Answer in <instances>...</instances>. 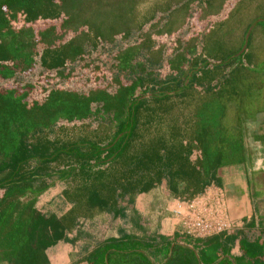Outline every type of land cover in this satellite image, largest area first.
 I'll use <instances>...</instances> for the list:
<instances>
[{"label":"trees","instance_id":"16d2710c","mask_svg":"<svg viewBox=\"0 0 264 264\" xmlns=\"http://www.w3.org/2000/svg\"><path fill=\"white\" fill-rule=\"evenodd\" d=\"M175 1L150 2L141 12L139 7L149 0H0V216L14 212L9 200L29 190L32 161L38 172L60 163V180L66 184L62 196L75 213L70 224L76 215L109 208L126 181L125 171L138 168L136 112L146 95L162 100L192 89L208 94L192 111L186 143L149 161L161 173L168 170L169 181L187 184V191L176 196L203 189L204 167L233 163L243 154L242 119L255 121L261 113L264 117V71L257 75L252 68L264 59V48L253 40L256 32L245 34L251 25L262 27L264 22L250 18L238 47L215 55L222 37L219 33L215 41L205 39L214 21L208 16L189 49L177 54L169 68L163 66L161 49L154 50L151 36L171 33L182 22L185 12L179 10L155 18ZM205 44L208 56L198 58ZM217 69L221 74L210 80L208 71ZM101 81L107 87L94 86ZM68 126L75 133L68 134ZM196 153L199 157L191 160ZM50 219L48 226L33 222L17 229L25 249L34 244L40 250V240L56 236L58 222ZM68 221L65 214L60 216V242ZM223 239L174 232L137 240L123 234L97 243L84 261L153 264L144 251L132 247L137 242L165 249L161 264L253 260L255 242L241 240L245 258L229 260ZM6 258L8 264L18 263L12 254Z\"/></svg>","mask_w":264,"mask_h":264},{"label":"crops","instance_id":"0c3cea01","mask_svg":"<svg viewBox=\"0 0 264 264\" xmlns=\"http://www.w3.org/2000/svg\"><path fill=\"white\" fill-rule=\"evenodd\" d=\"M208 1L211 11H216L218 5L214 6L211 0ZM153 45L155 48L158 44ZM187 49L189 48L172 50V53H168L166 57L162 56L164 51H161L163 66L170 68V62L175 60V56ZM200 54L201 52L198 58ZM199 81H203L202 76L199 77ZM207 95L192 89L178 96L169 95L162 100L147 95L143 99L142 105L136 112L138 168L125 171L126 181L122 184V189L118 190V197L104 211L105 215L114 221V233H110L101 241L118 238L123 234L131 235L137 240H145L153 235L171 236L174 232L203 240L212 236H222L224 256L232 260L231 256L245 258L239 247V242L245 239L255 242L253 245L255 254L260 253L261 258L253 257V260L241 263L264 264V117L262 113L255 121L242 119L240 134L243 154L233 163L214 168L204 167L201 171L204 187L197 194L186 197L176 196L174 193L183 194L187 191V184L169 181L168 170L163 169L161 173L155 165L149 163L150 160H155L154 155L164 154V150L171 146L186 143L190 133L187 128L191 123L192 111L200 106V101ZM150 154L152 158H149ZM195 155L199 157L200 154H193L190 159H194ZM34 165L32 161L27 170L33 179L25 196L9 200V203L15 204L12 213L17 212V206L32 201L33 208L39 213L43 209L49 210L48 215L45 213L44 215L58 221L60 216L72 207V204L62 196L66 184L60 180V163L52 164V167L40 172L34 168ZM48 185L50 190L41 193V187ZM40 188L41 191L38 192ZM196 220L212 225L218 223L223 227L221 230L199 232L193 227ZM74 230L73 234L70 231L64 233L65 240L60 242L57 251L47 258L45 264H62V262L88 264L84 258L97 243L93 246L83 245L77 251L79 255L76 254L73 260L61 256L63 250L67 246L72 248L83 233L82 227L78 225H75ZM5 246L6 244L0 245L2 255L6 251ZM84 248H87L85 253H83Z\"/></svg>","mask_w":264,"mask_h":264},{"label":"rangeland","instance_id":"374dc122","mask_svg":"<svg viewBox=\"0 0 264 264\" xmlns=\"http://www.w3.org/2000/svg\"><path fill=\"white\" fill-rule=\"evenodd\" d=\"M154 1L159 0H149V2H147L146 4L141 5L139 7V10L141 12H144L150 6V2ZM161 1L162 0H160V2ZM208 3V0H176L166 11H157L155 14V18L162 15L168 17L178 10L184 11L185 16L182 22L171 33L151 36L153 44H158L155 45L154 50L161 49L162 52L164 51L162 56L166 57L168 56V53H172V50H176L179 48H182L184 50V48L191 46V41L194 38V35L201 29L204 21L207 20L208 16H211L212 18H214V21L209 26L205 35V39L209 40V42L210 40L215 41L217 34L221 33V45L220 47L218 46V49L216 48L213 52L215 55H219L220 51L227 52L238 47L244 25L245 23L248 24L250 22V18L252 19L253 17H258V20L264 22V0H211L212 5H218L216 11H211L212 9L208 6ZM251 31L256 32L252 36L253 40L260 42L258 47L264 48V26L254 27L251 25L246 31L245 38ZM251 41L252 39L250 40V42ZM206 47L207 46L205 44L204 48L201 51L200 58H205L208 56L205 50ZM252 68L257 75H260V73L264 71V59H258L253 64ZM208 72L211 80L212 78L214 79L219 76L222 71L220 69H217L216 71L211 70ZM261 79L262 77H259V80ZM94 86L104 89L105 87H107V84L104 83V81H101L96 83ZM95 128L97 127H89L88 130H94ZM65 130L68 131V134H72L75 133L76 129L68 126ZM100 131L101 130H99L98 132ZM56 134L60 136V133H58V131L56 132ZM47 190H50L49 185L45 186L42 189L41 193H46ZM52 194L53 193H51V195ZM33 195L35 196L36 194ZM18 201L20 202V200ZM31 203L32 201H30L29 204L17 206L16 213L6 214L5 212H3L1 214L0 245L8 244L7 247H4V249L6 250V248H8L9 251H7L8 253L5 252L3 255L2 253H0V263L5 262L6 264H8L6 256L8 254H12L13 259L18 260L17 264H45L47 258L50 255H53L54 252H56L59 248L60 219L57 221L58 231L56 236L50 239H47L45 236L43 238L46 239L42 241L40 240L39 243H44L43 248H40V250L36 249L33 244L30 246V249H25V241L22 240L23 238H21V234L17 230L20 226H28L29 223L33 222L34 225L40 223L41 226H48L52 223V219L44 215V213L48 215L49 210L43 209L41 213H39L37 209L33 208L34 205L33 203ZM58 207L60 208V203H58ZM27 210L30 213L29 217ZM53 212L55 213V209ZM74 215L75 213H73V211L71 210H67L65 212V216L69 220L68 231L73 234L75 231V225H78L80 228L82 227L83 233L81 234V236H79L80 238L78 237L72 248L70 246H67V248L62 252L63 254L61 256L65 257V259L66 257H69L70 260L75 259L76 254L79 255L77 251L83 245L88 244V246H93L95 243L100 242L110 233H114V221L110 220V217L108 215H105L104 211L97 212L89 216L86 214L82 216L76 215L74 223L70 224V218H72ZM132 247L140 251H144L149 256L150 261L153 264H161L167 254L166 250L161 246L159 247L156 245H149L145 242H137ZM20 257H23L25 259L21 261ZM254 257L260 259L261 254L256 253ZM201 263L207 264L208 262L202 260ZM236 264L242 263L236 259Z\"/></svg>","mask_w":264,"mask_h":264},{"label":"bare ground","instance_id":"6f19581e","mask_svg":"<svg viewBox=\"0 0 264 264\" xmlns=\"http://www.w3.org/2000/svg\"><path fill=\"white\" fill-rule=\"evenodd\" d=\"M188 209V208H187ZM195 229H197L199 232L200 231H210L211 229H215V230H221L222 229V225L218 224V223H215V224H210V223H203L202 221L200 220H196L194 222V226H193ZM184 233V232H183Z\"/></svg>","mask_w":264,"mask_h":264}]
</instances>
